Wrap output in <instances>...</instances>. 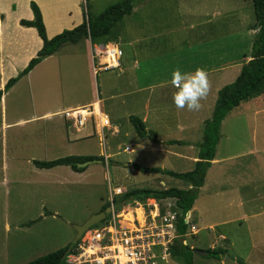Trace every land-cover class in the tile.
<instances>
[{
    "label": "rangeland",
    "instance_id": "374dc122",
    "mask_svg": "<svg viewBox=\"0 0 264 264\" xmlns=\"http://www.w3.org/2000/svg\"><path fill=\"white\" fill-rule=\"evenodd\" d=\"M26 1L0 0V7L2 14L7 12L8 15L7 23L3 26L4 34L20 40L25 36L29 52L34 50L36 42L33 37L27 38L15 23L16 17L25 14ZM87 1L90 15L97 16L119 0H104L97 4ZM31 2L37 6L41 4L47 15L57 8L63 9L65 27L70 28L79 20L73 0ZM79 5L83 10L81 12L85 13V0H81ZM254 23L253 7L249 0H143L135 5L130 16L117 24L109 37L96 41L92 50L96 51V46L101 44H113L123 52L122 59L128 65L136 55L140 62L137 74L142 76L146 73L148 80L155 82L161 78L180 77L186 71L200 70V67L209 65L210 60L214 62L215 56L217 61V55L225 58L223 61H236L241 60L244 55L250 56L256 36H250L247 28H251V32H257L252 29ZM136 27L142 38H147V33L149 36L158 35L159 38L147 39L141 45L133 46L131 44L136 39L132 35L137 32ZM118 38L122 41H117ZM78 46L63 47L56 53L57 58L50 60L30 76L23 77L4 94V113L1 115L0 112V264H28L65 248L75 238L74 227L81 226L106 206L110 208V214L84 233L71 254L75 258L72 260L68 256L67 264L81 263L83 260L87 264H94L93 260L102 252L100 248L108 244L110 237L92 245L93 235L89 232L108 228L107 223L111 222L112 215L117 216L116 221H120L128 230L134 229L135 224L138 229L153 231V241L150 243L154 250L152 255L161 252L162 247L174 240V231L169 236L161 232L162 224L165 223H162V219L170 213L175 215L173 230L176 229L179 211L175 208L174 200L123 206L119 212H114V206L122 195L131 190H187L188 183L184 181L160 174H143L134 168L133 170L132 165L139 163L147 168L188 172L190 170L187 168L195 155L194 150L197 149L196 144L202 141L203 134L193 140V148L160 147L151 151L152 154L144 140L130 146V143L125 144L118 139L123 144L118 149V142L109 134L106 143L110 144L111 150L106 146L107 150L104 151L98 135L84 136L81 140L68 142L67 137L76 132L66 129L59 115L44 119L41 117L61 112L68 101H82L89 96V92L81 93L72 89V66L78 71V77L82 78L83 83L88 81L89 61L82 56L73 55H81V51L85 53L84 48L80 50ZM94 62L98 69L96 57ZM22 63L20 58L0 63V86L5 82L0 91L8 80L21 72L22 69L17 68ZM117 76L118 72L113 70L94 74L92 94L94 82L101 98L115 96L103 103L109 122L118 121L123 125L128 123L134 129L130 121H125L127 114L135 116L136 109L131 105V94L119 96L132 89L128 79L120 80ZM232 111L235 112L233 117L224 121L220 127L219 147L216 148L218 162L208 176L207 186L201 193L202 200L197 207L200 212L208 207L209 214L202 213L204 217L197 218L192 213L190 221L186 218L187 230L183 241L195 251L205 253L207 250L225 249L226 256L238 263L257 264L258 259L255 258L258 254L256 251L253 253L252 244L260 241L264 235V96L241 103ZM2 121L6 124L14 121L44 122L4 129ZM132 132L134 133L133 130ZM128 140L133 141V137H128ZM124 147H129L133 154L124 153ZM71 156H93L103 161L81 167L85 170L82 173H75L64 167L40 170L33 164V161L49 162ZM85 163L87 162L78 167ZM116 170L126 173L122 175L121 182L115 179L118 175L115 174ZM209 197H212L211 206L206 204ZM239 202H242V207L238 205ZM134 206L141 209V222L135 219ZM127 212H131V221L125 224L122 216ZM242 216L245 219H241L239 223L229 222ZM222 222L226 223L219 225ZM191 224L200 231L205 226H212L213 232L205 234L196 229L191 232ZM91 252H95V255L91 256ZM263 259L264 257L262 262ZM170 264L178 263L171 259ZM193 264L224 263L223 259L215 261L194 255Z\"/></svg>",
    "mask_w": 264,
    "mask_h": 264
},
{
    "label": "crops",
    "instance_id": "0c3cea01",
    "mask_svg": "<svg viewBox=\"0 0 264 264\" xmlns=\"http://www.w3.org/2000/svg\"><path fill=\"white\" fill-rule=\"evenodd\" d=\"M31 1L32 0H27L25 2V14H23L22 16H18L15 19V23H17V26L20 27V30L22 29L24 34L28 36L27 38L31 39L33 37L36 42V47L34 48V50H30L29 52L26 49L27 44L25 43V39H26L25 36H23V39L20 40L16 37H13L12 35L4 34L5 29L3 26H5L7 23L8 15H7V12H3L4 14L3 15L2 9L0 7V17L2 15L4 17L3 21L0 20V63L4 60L14 61L17 58H20L23 63L21 67L17 68V70L19 69L23 70L28 65L30 60L36 57L37 53L42 48V41L37 36L36 31L31 28L29 29L23 28L19 25V22L22 19L26 21L33 20V14L30 10ZM80 1L81 0H73V3H75V6H77L76 11L79 16V20L73 23L70 28L64 26V20L62 19V16H63L62 12L64 11L63 9L57 8L55 12H53L52 14L51 13L48 14L49 15L48 16L47 13H45V11L43 10L41 4H38L40 8L39 10H41V15L43 17L42 18L44 22L43 24H45V27H46L45 29L46 37L48 40L61 34L63 31H65V29L71 30V29L76 28L80 24H82L84 13H82L83 10L80 9V5H79ZM99 1H104V0H89V2H91L92 4H97ZM10 3H12V1ZM67 13H69L68 10H67ZM68 16L71 17V14H68ZM247 29H248V33H250V36L251 34H254V36H256L257 32H254V31L251 32L249 30L251 28H247ZM135 30L137 32L132 35V36H135V39H136L135 42L131 44L133 46L141 45L147 39L151 40V39L159 38L158 35L149 36L148 33H147V38L145 37L142 38V36L140 35V31L137 30V27L135 28ZM117 41L121 42L122 40L118 38ZM110 45H113V44H110ZM100 46H103V45L101 44ZM78 47L80 50L84 48L85 53L84 51H81L82 53L81 55L80 54L79 55L73 54V55L82 56L83 58H86L89 61L88 69H87L88 70V81L86 83H83L84 81L82 80V78L78 77V74H77L78 71L77 70L75 71L72 66L70 69L71 71H73L71 72L72 74L70 73L72 89L74 91H81V93L89 92V96L82 101H68L65 104L66 105L65 108H63L61 112L45 114L41 117V119L52 118V117H55V115L57 116L59 115L64 122L65 128L69 130H73V131L75 130L76 132V134L73 133L74 135L72 134L70 137L69 136L67 137L68 142H72L73 140H77V141L81 140V138H83L84 136L90 137L92 135H98L99 140L102 142L104 151L107 150L106 146H108V149L111 150L110 144L106 143L107 134H109L111 137L112 135L115 137L116 142H118L116 146L117 148L118 147L121 148V146L123 145V144H120L118 139L122 140L125 144L130 143L129 144L130 146H132L133 143L142 142L143 140L137 137L134 129H131L128 123L127 125H123L118 121H113V123H110V127L104 130H101L96 123H95V126L87 125V127L83 129H78V128H75L72 124L68 123L63 118L62 116L63 112L73 111V110L82 109V108H88V107H91L93 103H95L96 101L98 102H96V104L93 105L94 109H96V106L97 108H99L100 106L102 114L107 117V115L104 113V111L107 112V110L106 108L103 107V103L107 101L108 99L115 98V96L113 97L110 96L109 98H105V99L101 98L100 92L95 87L94 82H93L94 93L92 94L91 84H92V77L94 75L93 67H95V62H94V57H93L94 51L92 50L93 45L90 43V41H85L83 44H81ZM54 58H57V54L42 61L38 66H36L32 70V72H30L27 75V77L30 76L32 73L40 70L41 67L46 65L47 62H49L50 60ZM138 60L139 59H137L136 55H134L132 63H129L128 65V63L121 58L119 68L113 71L118 72L117 78H119L120 80L122 78L128 79L130 87L132 89L131 92L129 93H123L119 95V96H125V95L131 94V105H133L134 109H136L135 116L133 114L131 115L127 114L125 121H129V118L132 116L136 117L144 124L146 131L153 132L157 136L158 144H152L147 140L143 141L147 144V146H149V150L151 152L153 150H157L160 147H169V148L174 147V146H169L166 144L167 142H171V141L185 142L190 145L188 147L193 148L192 147L193 146L192 143L194 142L193 140L197 139L196 138L197 136L200 137V134H203L205 122L210 121L212 118L214 106L217 101L218 92L225 86L232 84L237 79V77L239 76L241 72L243 65H245L248 61H250V56L244 55L241 58V60H236V61L232 59L229 61L228 60L223 61L225 60V58H223L222 56L218 57L217 55V61H216V56H215L214 62L210 60L209 65H204V67H200V70L186 71L180 77H172V78L166 77V78L157 79V81L155 82L153 81L150 82L148 80V75L146 73H144L142 76H139L137 74L139 70V64H140ZM104 61L105 60L103 59H99L97 63H103ZM221 61L223 62L220 63ZM0 71H1V66H0ZM4 83H5L4 81L3 83H1L0 88H2ZM175 85H178V86L175 87ZM4 98H5V95H3L1 99V103H0L1 115L4 113V105H5ZM255 99H258V98H255ZM97 103H99V105ZM242 105L245 108V105L244 104ZM234 114L235 112L231 111V113L224 119V121H227L229 118L233 117ZM100 117L102 116L100 115ZM39 122H44V121H14L9 124H6L5 121H2V126L4 129L12 128V127H14L12 129H15V128H22V127L27 126L26 123L36 124ZM223 122L221 124L222 126H223ZM132 130L134 131V133L132 132ZM81 134H84V135L81 136ZM130 136L133 137V141L131 142L130 140H128V137ZM129 147H124L123 152L132 155L133 151ZM217 147H219V142H218ZM217 153H218V150L216 149V154H215L214 160L211 162V167L206 174L204 185L199 190L197 200L195 201V204L193 205L191 211L186 215V218L188 219V221L191 220L192 213L195 214L197 218L198 216L204 217L202 213L209 214L208 207H206V209L203 212H200V210L197 207H199L198 206L199 201L202 200L201 193L203 190H205L207 186L208 176L211 174L213 166H215L218 162L216 158ZM194 154L195 155L192 156L193 158H192V161L190 162L191 164L187 168L190 171L194 169V165L198 161L197 160L198 149L194 150ZM73 157H85V156H73ZM86 157H89V156H86ZM125 165H127V163H125ZM134 165L143 167L139 165V163L134 164ZM64 168H68V167H64ZM143 168H147V167H143ZM132 169L130 168L131 170L130 172L134 170ZM163 170H166V169H163ZM115 174H118L116 175L115 179L121 182L122 175L126 173H123L121 170L120 171L116 170ZM186 189L189 190L190 186L187 185ZM207 192L211 193L210 191H207ZM116 193H119V191L116 190ZM206 204L209 206L212 205V197H209V200L206 202ZM238 205L242 207L241 206L242 202H239ZM136 210H141V209H139V207L138 208L134 207L135 214H136ZM127 213L131 214V212H127ZM141 215H142V212H141ZM142 219L143 217L140 216V218L136 220H139V222H141ZM241 219H245V216H242L239 219L236 218L235 220L229 221V222L239 223L238 221H240ZM85 222L86 221H84L83 223ZM225 223L226 222H222L219 225L223 226ZM191 225L196 230H199L195 227L194 224H191ZM216 225L218 226V224ZM201 231L205 232V234H208V233L213 232V229H212V226H208V227L205 226ZM220 235L225 241L228 242V239H226L223 234H220ZM252 250H253V253L254 251H256V253L258 254V257L255 258V259H258L257 264H264V259H263V262L261 261L262 257H264V235L260 241L252 244ZM246 259L247 258H245V260ZM252 259H254V257H252Z\"/></svg>",
    "mask_w": 264,
    "mask_h": 264
},
{
    "label": "trees",
    "instance_id": "16d2710c",
    "mask_svg": "<svg viewBox=\"0 0 264 264\" xmlns=\"http://www.w3.org/2000/svg\"><path fill=\"white\" fill-rule=\"evenodd\" d=\"M143 0H119L109 5L103 12L97 16H91L89 12L88 1L86 2V11L83 14V22L76 28L63 31L61 34L48 40L46 30L43 24L42 15L35 3H30V10L33 14L32 21L21 20L19 25L23 28L34 29L37 36L42 41V48L36 57L30 60L28 65L17 75L7 81L2 91H0V103L3 95L13 88L23 77H26L32 70L45 59L55 55L63 47L78 46L85 41L95 46V42L104 40L112 34L114 28L125 17L130 16L135 5ZM253 7L255 23L253 30L257 35L252 44L251 59L243 65L237 79L230 85L225 86L218 92L217 101L214 106L213 115L210 121L205 122L202 141L197 145L198 158L192 171L186 173H174L160 168H143L138 165L132 167L143 174H160L171 179L184 181L190 186L189 190H179L175 188L154 191V190H131L118 199L114 206V212H119L123 206L143 204L147 201L175 200V208L179 211V217L176 219V236L169 247L171 259L178 264H193L194 252L180 241L184 239L187 226L185 224L186 215L191 211L198 192L204 185V180L211 162L214 160L216 148L219 142L220 127L227 115L241 103L251 99L264 96V0H249ZM3 21V16L0 17ZM137 137L141 140H147L152 144H158L157 136L153 132L146 131L144 124L136 117L129 118ZM169 146L188 147L185 142L171 141L166 143ZM103 161L95 157H66L50 162L33 161L34 166L40 170H51L57 167H68L75 173H82L85 170L78 167L84 162ZM107 206L101 209L105 211ZM69 245L63 249L47 254L28 264H66L65 256ZM75 246L72 248V250ZM206 258L220 261L225 257V249H215L205 251Z\"/></svg>",
    "mask_w": 264,
    "mask_h": 264
},
{
    "label": "built area",
    "instance_id": "2783aa9c",
    "mask_svg": "<svg viewBox=\"0 0 264 264\" xmlns=\"http://www.w3.org/2000/svg\"><path fill=\"white\" fill-rule=\"evenodd\" d=\"M122 56V51L113 45L96 46V51H94L93 57H96L98 61L99 59H104L105 63H98V69L93 67V74H97L99 71L109 72L118 69ZM177 86L178 85H175V87ZM100 115L102 117H100ZM62 116L68 123L72 124L78 129H83L87 127V125L95 126V123L101 130L108 129L110 127L109 119L102 114L100 106L98 111L95 110L93 106H91L73 111H65L63 112ZM112 217L113 218L111 219V222L107 223L109 225L108 228L91 230L89 232L90 235H93H91L92 245L106 237H110L106 246L102 247V249L98 246L102 252L99 256H97V258L93 260L94 264H170L171 256L168 251L174 240L172 243L166 244L164 247H162L161 252L156 255H152V251L154 250L152 244L150 243L153 241V231L144 228L138 229L137 225L135 224L133 225L134 229L128 230L120 221H116V219H118L116 218L117 216L114 217V215H112ZM174 217L175 215L170 213L162 219V223L164 221L170 225H165V223H163L161 232L166 236H169L174 231V239H176V229L173 230ZM125 224H127V222ZM185 224L187 226L186 219ZM190 230L191 232H194L195 228L191 227ZM73 251L74 249L69 252L67 258L68 256L72 258V260L75 258L71 255ZM68 264L87 263L85 260H83L81 263L76 262Z\"/></svg>",
    "mask_w": 264,
    "mask_h": 264
},
{
    "label": "water",
    "instance_id": "95a60500",
    "mask_svg": "<svg viewBox=\"0 0 264 264\" xmlns=\"http://www.w3.org/2000/svg\"><path fill=\"white\" fill-rule=\"evenodd\" d=\"M90 164H100V161L95 160V161L87 162L84 165H81L80 168L86 167ZM110 211H111L110 208H107L105 211L100 212L97 215L91 216L81 226H75L74 229H75L76 235H75V238L73 239V241L70 243L69 248H68L65 256H67L69 254V252L77 244V242L81 239V237L84 235V233L86 231H89L92 227L98 225L101 221L105 220L106 216L110 214ZM180 242L182 244H184V246H186L183 240H181ZM194 255L206 257V254L204 252H201V251L194 252ZM221 259H223L224 264H241V263L234 261L233 259H230L227 256L223 257Z\"/></svg>",
    "mask_w": 264,
    "mask_h": 264
},
{
    "label": "bare ground",
    "instance_id": "6f19581e",
    "mask_svg": "<svg viewBox=\"0 0 264 264\" xmlns=\"http://www.w3.org/2000/svg\"><path fill=\"white\" fill-rule=\"evenodd\" d=\"M103 63H105V62H103ZM94 104H96V102L95 103H93V105ZM92 105V106H93ZM95 110H97L98 111V108H97V106H96V109ZM136 219H139L140 218V216H141V210H136ZM130 216H129V213H124V215L122 216V218L124 219V221L125 222H130L131 220H130V218H129ZM94 251V250H93ZM96 252V251H95ZM95 252H91V256H94L95 255Z\"/></svg>",
    "mask_w": 264,
    "mask_h": 264
}]
</instances>
